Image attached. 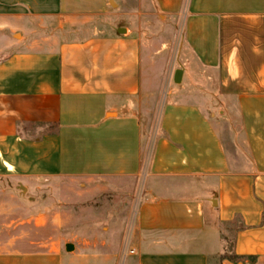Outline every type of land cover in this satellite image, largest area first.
<instances>
[{
  "label": "crops",
  "instance_id": "0c3cea01",
  "mask_svg": "<svg viewBox=\"0 0 264 264\" xmlns=\"http://www.w3.org/2000/svg\"><path fill=\"white\" fill-rule=\"evenodd\" d=\"M153 1L138 15L161 19L145 18L155 35L110 23L133 14L131 0H0V31L35 36L0 59V190L76 181L103 208L98 221L118 224L101 233L93 210L67 211L60 222L80 241L65 254L1 244L0 264H264V0ZM184 7L176 67L163 30ZM49 20L53 33L35 35ZM179 68L150 142L160 88ZM12 203L0 199V213Z\"/></svg>",
  "mask_w": 264,
  "mask_h": 264
},
{
  "label": "rangeland",
  "instance_id": "374dc122",
  "mask_svg": "<svg viewBox=\"0 0 264 264\" xmlns=\"http://www.w3.org/2000/svg\"><path fill=\"white\" fill-rule=\"evenodd\" d=\"M140 4L137 0H131L132 7V15H120L124 12V9L115 11V16L110 19L112 20L110 23L114 27L118 26H129L135 27L138 29L139 27L143 29V33H149L155 35V31H146L148 30L146 26L145 18H151L153 22L159 24L161 21L160 18L153 16L138 15L143 10H147V7H153V0H140ZM118 3H124V0H112L111 6L114 9H117ZM185 13V7L182 8L180 14L176 16L173 21L172 18H169L170 23L174 24H166L163 34L166 37H171V41L169 44V48L171 50L170 61L172 64H175L176 67L181 63L180 54H181V46L183 39V18ZM145 23V24H144ZM38 22L33 23V27H36ZM144 24V25H143ZM32 25H30V28ZM56 27V22L53 20H49L44 24V29L42 32H35V35L44 34L45 32L53 33V30ZM145 29V30H144ZM123 31V30H121ZM162 32V31H161ZM34 35L31 33H27V31H0V59L12 51L22 49L28 40H31ZM75 37H77L75 35ZM169 50V49H168ZM162 73V72H160ZM162 75V74H161ZM165 81V80H164ZM197 83L199 82L202 85H205L202 79H197ZM163 82L160 88V95L158 98L156 110L154 111V116L152 117L153 127L150 128V132L148 134V140L152 141L154 137V131L157 129L161 106L165 102L166 99L171 97L173 91L177 90V86H181V84H175L174 81L170 82L168 88L164 85ZM165 86V87H164ZM167 93V94H166ZM213 96L205 95L204 100L209 103V111H207L208 115H210L213 111L218 114V110L220 108L219 104L222 103L221 100L214 101L212 99ZM183 99V97H180ZM223 104V103H222ZM221 104V105H222ZM230 109L226 110L227 116L230 117L232 125L237 127V118L236 112L234 110L235 103L232 102L230 104ZM223 112V114H225ZM222 114V115H223ZM229 119V120H230ZM231 124V123H230ZM225 125V127H224ZM148 129V128H147ZM229 131V123H224L221 126V132L223 134V138L225 142L228 135L225 132ZM230 150V149H229ZM231 151V150H230ZM232 155V154H231ZM144 173L142 174V179L144 177ZM140 179V182L142 181ZM0 199H11L13 200V206L8 208L9 212L0 213V245L7 246V250L16 249L18 251L24 253H34V252H47L52 250L55 252V248L58 252L65 254L66 252V244H73V241L78 243L80 240H72L73 238H68L70 232L69 229L66 228V223H62L60 221L65 220L67 211L68 214H72L78 219L81 218L83 214H88L86 210H93V215L95 221V225L97 226V231L104 232L103 227L111 225L112 227H116L118 224H107L102 221H98L97 218L100 217V214L104 211L102 207L99 206L98 203H94L90 205L88 203V198L82 197V188L79 182L72 181L65 178H57L51 180H41V181H33L28 183L27 185L21 184L20 187L14 188V192H10L8 190H0ZM97 199H95L94 202ZM15 202V203H14ZM24 202L29 206V208H23L19 206H15L14 204ZM70 202V207L68 204ZM16 204V205H18ZM58 204L59 207L56 208L59 215H62V219L58 220V224L52 223L50 221L51 211L55 210V205ZM15 206V207H14ZM130 220L125 224V231H127V236L129 237V233L132 227V218L133 207L130 208ZM85 210V211H84ZM42 214L41 217L39 215ZM39 217V218H38ZM122 227L124 224H121ZM86 223L83 222H75L74 227H77L79 231L86 230L89 227ZM123 231V230H122ZM120 264H123L122 262Z\"/></svg>",
  "mask_w": 264,
  "mask_h": 264
},
{
  "label": "water",
  "instance_id": "95a60500",
  "mask_svg": "<svg viewBox=\"0 0 264 264\" xmlns=\"http://www.w3.org/2000/svg\"><path fill=\"white\" fill-rule=\"evenodd\" d=\"M123 30V29H122ZM184 70L183 68H179L174 72L173 81L175 84H181L183 80Z\"/></svg>",
  "mask_w": 264,
  "mask_h": 264
},
{
  "label": "built area",
  "instance_id": "2783aa9c",
  "mask_svg": "<svg viewBox=\"0 0 264 264\" xmlns=\"http://www.w3.org/2000/svg\"><path fill=\"white\" fill-rule=\"evenodd\" d=\"M144 173V172H143Z\"/></svg>",
  "mask_w": 264,
  "mask_h": 264
}]
</instances>
